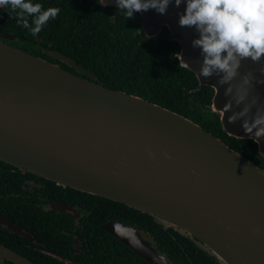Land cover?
I'll list each match as a JSON object with an SVG mask.
<instances>
[{"label": "water", "instance_id": "1", "mask_svg": "<svg viewBox=\"0 0 264 264\" xmlns=\"http://www.w3.org/2000/svg\"><path fill=\"white\" fill-rule=\"evenodd\" d=\"M105 5L116 7L115 0H105ZM177 11L169 6L164 15L143 12L142 28L149 39L166 28L191 67L183 68L196 75L201 61L199 49L191 47L196 33L178 25ZM7 41L15 38L0 34V161L148 214L197 239L223 264H264V168L191 119L101 85L63 54L44 50L76 73ZM262 69L264 59L245 60L232 83L251 72L252 94L264 103V83H257L264 80ZM197 79L194 92L204 86L214 89L211 110L223 131L250 140L240 121L229 124V113L225 121L221 115L230 98L224 94L227 85H219L215 75ZM258 148L264 158V138ZM117 239L149 264H170L137 231L122 226ZM8 261L34 264L0 243V264Z\"/></svg>", "mask_w": 264, "mask_h": 264}, {"label": "trees", "instance_id": "2", "mask_svg": "<svg viewBox=\"0 0 264 264\" xmlns=\"http://www.w3.org/2000/svg\"><path fill=\"white\" fill-rule=\"evenodd\" d=\"M36 2L45 9L58 7L60 11L35 37L17 24L14 14L0 9V34L15 38L14 42L7 41L10 45L76 73L50 58L44 50L63 54L92 72L101 85L141 97L191 119L264 168V158L257 143L230 137L223 131L218 114L211 110L214 89L204 86L194 92L199 85L198 79L193 72L181 66L176 56L180 45L168 38L166 28L159 36L149 39L144 34L139 14L126 20L118 8L102 7L98 0H33ZM0 165L4 164L0 162ZM120 205L128 208L125 204ZM132 210L140 217L137 227L153 236L160 252L171 264H223L210 250L203 249L204 245L197 239L184 236L175 227L159 223L148 214ZM18 239L21 240V236ZM0 242L22 256H28L36 264H63L52 255L25 250L20 243ZM118 244L106 243L110 264H149L127 246ZM92 247L99 255L106 254L98 243Z\"/></svg>", "mask_w": 264, "mask_h": 264}, {"label": "clouds", "instance_id": "3", "mask_svg": "<svg viewBox=\"0 0 264 264\" xmlns=\"http://www.w3.org/2000/svg\"><path fill=\"white\" fill-rule=\"evenodd\" d=\"M100 3L106 6L105 0ZM115 6L126 20L149 10L164 15L169 6L176 8L178 25L196 33L191 47L199 49L201 58L197 77L207 79L215 75L219 85H227L224 94L230 98L221 108L224 121L229 113V124L240 121L248 139L260 143L264 138V103L252 94L254 77L249 72L235 86L232 82L240 76L243 61L259 63L264 59V0H115ZM0 9L14 14L17 24L34 37L60 11L58 7L45 9L33 0H0ZM178 55L183 61L181 66L191 68L182 53Z\"/></svg>", "mask_w": 264, "mask_h": 264}, {"label": "flooded vegetation", "instance_id": "4", "mask_svg": "<svg viewBox=\"0 0 264 264\" xmlns=\"http://www.w3.org/2000/svg\"><path fill=\"white\" fill-rule=\"evenodd\" d=\"M0 162L4 164L0 165V241L20 243L25 250L40 251L57 260L59 259L55 256L79 264H110L106 243L118 244V241L123 244L117 239V232L125 226L140 233L143 239L162 254L153 236L137 227L140 217L133 208H125L107 198L72 189ZM1 219L22 229L29 236L12 231L10 225ZM175 229L186 237H192L178 228ZM18 236L22 239H18ZM95 243L104 248L102 252L105 255H99L92 247ZM24 257L36 264L28 256ZM167 260L170 262L168 258Z\"/></svg>", "mask_w": 264, "mask_h": 264}]
</instances>
